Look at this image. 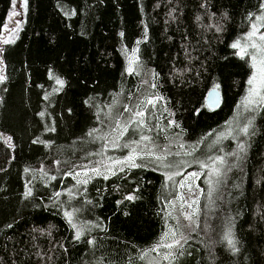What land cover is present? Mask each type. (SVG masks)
I'll return each mask as SVG.
<instances>
[{
  "label": "trees",
  "instance_id": "obj_1",
  "mask_svg": "<svg viewBox=\"0 0 264 264\" xmlns=\"http://www.w3.org/2000/svg\"><path fill=\"white\" fill-rule=\"evenodd\" d=\"M15 4L0 0V264H264V97L245 107L253 69L232 47L264 29V0H24L6 43ZM174 171L196 173L191 223Z\"/></svg>",
  "mask_w": 264,
  "mask_h": 264
},
{
  "label": "rangeland",
  "instance_id": "obj_2",
  "mask_svg": "<svg viewBox=\"0 0 264 264\" xmlns=\"http://www.w3.org/2000/svg\"><path fill=\"white\" fill-rule=\"evenodd\" d=\"M24 7H25L24 0H16L14 10L11 13L7 25L5 27L4 40H3L4 42L11 40L12 37L14 36L17 28L20 25V20L22 18ZM260 23H261L260 21L255 23L250 29V31L244 36L242 41L239 43L241 48L245 49V54L242 56L240 52V48H236L239 56L243 58L247 57L250 60L253 69L251 78L254 75L258 76L257 67H264V65L259 64L261 60H264V40L260 39L261 36H264V29ZM253 32H255V35H252L251 39H249V36ZM253 44L257 45V47L254 48ZM253 56L256 57L255 61H253L252 59ZM254 64L257 67H254ZM263 97H264V84H261L259 80L254 84H249L248 91L244 99L245 107L250 110L257 107L258 105L263 103ZM142 150H143L142 144L135 146L132 148L131 154L128 157H134L135 153L137 152L141 153ZM132 160L134 162V159ZM218 161L219 160H216L210 165L204 166L205 170L207 171V178H208L206 180L207 185L211 188L214 187L215 181L220 173ZM187 164L188 163L186 161L182 162L181 169L184 168ZM107 165L112 166L113 162H108ZM169 173L172 175V178L181 176L178 181H180L181 183V197L183 199V206L185 212L184 217L187 221L191 223V220L193 218V209L195 208L197 200L199 199L201 194V189L196 181L197 177L196 175H192L194 173L192 171L186 173L185 172L180 173L174 171ZM204 180L205 179H201V177H199L200 184L204 185ZM181 224L183 225L182 222ZM167 245L168 244H165V246Z\"/></svg>",
  "mask_w": 264,
  "mask_h": 264
},
{
  "label": "snow or ice",
  "instance_id": "obj_3",
  "mask_svg": "<svg viewBox=\"0 0 264 264\" xmlns=\"http://www.w3.org/2000/svg\"><path fill=\"white\" fill-rule=\"evenodd\" d=\"M25 4H26V0H25ZM252 35H255V32H253V33L249 36V39H251V36H252ZM260 39H261V40H264V36H261ZM5 42L7 43L8 41H5ZM232 47H233V48H240V52H241V55H242V56L245 54V49H244V48H241L239 42L233 43V44H232ZM253 47L255 48V47H257V45L253 44ZM252 59H253V61H255V60H256V57L253 56ZM259 64H260V65H264V60H261V61L259 62ZM254 67H257V66L254 64ZM257 73H258V76H257V75H254V76L249 80V84H254V83H256L258 80H259V82H260L261 84H264V67H257ZM2 80H3V77L0 76V81H2ZM58 82H59V83H62V82H60V81H58ZM138 115H143V113H138ZM8 139L10 140V138H8ZM145 139H147V138L145 137ZM128 159H129V160H132L133 157H129ZM158 159H159V157H158ZM221 162H223V161L221 160ZM133 166H136V165H133ZM192 175H196V174L193 173ZM169 179H171V177H169ZM127 199L131 200V199H133V197L129 196V197H127ZM69 217H70V214H69ZM77 238H79V234H77ZM229 243H232V242L229 241ZM167 247L171 248L172 245L169 244V245H167Z\"/></svg>",
  "mask_w": 264,
  "mask_h": 264
},
{
  "label": "water",
  "instance_id": "obj_4",
  "mask_svg": "<svg viewBox=\"0 0 264 264\" xmlns=\"http://www.w3.org/2000/svg\"><path fill=\"white\" fill-rule=\"evenodd\" d=\"M222 103V96L220 91L212 89L206 99V105L209 109L215 110L220 107Z\"/></svg>",
  "mask_w": 264,
  "mask_h": 264
}]
</instances>
